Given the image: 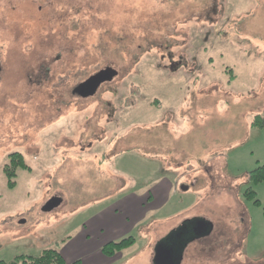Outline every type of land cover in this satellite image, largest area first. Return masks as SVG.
I'll list each match as a JSON object with an SVG mask.
<instances>
[{"label": "rangeland", "instance_id": "1", "mask_svg": "<svg viewBox=\"0 0 264 264\" xmlns=\"http://www.w3.org/2000/svg\"><path fill=\"white\" fill-rule=\"evenodd\" d=\"M108 67L119 74L94 97L72 94ZM263 112L264 0H0V261L158 264L204 220L213 233L181 264H264V182L248 180ZM15 153L27 169L11 188Z\"/></svg>", "mask_w": 264, "mask_h": 264}, {"label": "trees", "instance_id": "2", "mask_svg": "<svg viewBox=\"0 0 264 264\" xmlns=\"http://www.w3.org/2000/svg\"><path fill=\"white\" fill-rule=\"evenodd\" d=\"M251 127L256 129H263L264 128V112L262 114L256 115L252 122ZM10 162L9 166L5 168V175L8 180V185L12 188L14 187V179L17 178V173L20 170H26L27 167L25 166V160L23 155L19 153H15L9 156ZM248 180L250 183L258 185L262 182H264V165L258 167L256 170L250 172L248 174ZM244 197L247 198V200L254 201L256 205H261V202L256 200V193L249 188L244 193ZM134 245H136V241L133 237H129L126 239H123L121 242L115 243L110 242L106 244L102 248V253L107 258H114L117 254L123 252L124 250H127L129 248H132ZM0 264H67L62 254H60L56 250H45L43 253L37 257H27V256H20L17 257L14 261L11 263H7L4 261H0ZM74 264H79V262H76Z\"/></svg>", "mask_w": 264, "mask_h": 264}, {"label": "flooded vegetation", "instance_id": "3", "mask_svg": "<svg viewBox=\"0 0 264 264\" xmlns=\"http://www.w3.org/2000/svg\"><path fill=\"white\" fill-rule=\"evenodd\" d=\"M165 57L166 56L163 55L162 60L163 58L165 60ZM167 57L171 62L170 67H176V68L181 67L180 62L176 63L172 61V57H173L172 54L168 53ZM73 95L78 96L75 94ZM83 99H88V98H83ZM9 162H10V159L8 163L5 164V166L3 167L4 175H5V168L9 166ZM213 229H214L213 225L204 220H196L192 222L189 226L182 225L179 230L180 232L179 236L181 238L183 237V235H185V240L182 238V239L173 240V241L168 240L167 242L162 243L161 246L159 247V250L156 253V259L160 261L158 262V264H181L183 263L188 253L189 246L191 244L200 242L199 241L200 239L201 240L206 239L209 235L213 233ZM190 233L193 235V237L189 239ZM221 254H223V252H221ZM175 260L177 261L176 263H175Z\"/></svg>", "mask_w": 264, "mask_h": 264}, {"label": "water", "instance_id": "4", "mask_svg": "<svg viewBox=\"0 0 264 264\" xmlns=\"http://www.w3.org/2000/svg\"><path fill=\"white\" fill-rule=\"evenodd\" d=\"M118 71L114 68L108 67L92 75L84 82L80 83L73 89V94L82 98L94 97L102 85L112 82L117 76ZM62 204L60 197L51 198L44 206V212H51L55 208H58ZM160 262L157 260V263Z\"/></svg>", "mask_w": 264, "mask_h": 264}, {"label": "crops", "instance_id": "5", "mask_svg": "<svg viewBox=\"0 0 264 264\" xmlns=\"http://www.w3.org/2000/svg\"><path fill=\"white\" fill-rule=\"evenodd\" d=\"M152 190H153V192L155 191L157 194H164L167 191V194H164V195H167V201L165 199H162V201L157 206V210L158 211H161V210L164 211L166 209L167 205H168V197L170 196V193H171V190H172V186L170 184H168L167 186L165 184H163V185L159 186L157 189L153 188ZM154 197H155V195H154ZM145 200L153 201L152 191L149 192V195H147Z\"/></svg>", "mask_w": 264, "mask_h": 264}]
</instances>
